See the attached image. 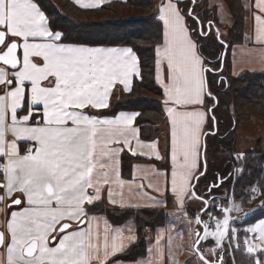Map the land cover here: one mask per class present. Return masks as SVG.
<instances>
[{
	"label": "crops",
	"instance_id": "crops-1",
	"mask_svg": "<svg viewBox=\"0 0 264 264\" xmlns=\"http://www.w3.org/2000/svg\"><path fill=\"white\" fill-rule=\"evenodd\" d=\"M241 2L247 5L250 0ZM166 10L173 36L168 45L170 71L165 72L169 81L162 93L164 125L149 140L141 139L138 125L132 123L137 111L120 109L105 114L93 110L105 108L115 91H127L122 85L131 87L127 73L133 65L116 64L119 54L79 47L89 44L31 39L44 32L10 25L8 31L22 39L7 41L16 43L18 65L10 68L0 64V158L4 161L0 230L1 245H6L0 247V264H18L29 242L35 244L34 251L24 256L29 264H138L144 260L168 264L165 225L154 229L142 256L114 259L135 241L134 221L116 225L101 213L85 210V204L92 201L118 207H164L166 197L171 198L169 208H185L192 197L190 184L198 172L197 152L207 129L203 61L197 55L192 31L189 35V22L185 27V15L173 0ZM243 10V39L228 49L225 75L264 70V45L255 42L252 10ZM208 11L207 18L224 34L231 21L227 25L220 21L217 7ZM262 27L258 23L257 28ZM17 47L22 51L18 53ZM155 81L163 83L159 69ZM27 142L34 144L32 151L26 152ZM124 149L154 157L151 160H166L170 176L166 177L165 167L150 159L134 161L130 176H122ZM20 201L25 203L9 212V206ZM82 219L87 221L83 227L84 221L78 223ZM63 222L71 224L72 230L55 248H49Z\"/></svg>",
	"mask_w": 264,
	"mask_h": 264
},
{
	"label": "trees",
	"instance_id": "trees-1",
	"mask_svg": "<svg viewBox=\"0 0 264 264\" xmlns=\"http://www.w3.org/2000/svg\"><path fill=\"white\" fill-rule=\"evenodd\" d=\"M157 1L127 0L126 3H123L121 0H109L105 2V6L100 10L91 11L81 10L71 0H42L52 27L65 33L66 42L89 45H127L133 47L137 52L143 70V82H140L137 78L134 84L132 82L131 91H115L106 106L111 105L109 110L96 112L111 114L120 109L137 111L140 118L136 125H138L140 138L144 140L154 138L164 125L162 92L158 88L154 76V50L160 42L158 37L162 28V25L156 19ZM196 1L194 3H197L195 11L197 12L200 9L199 12H202L201 20L210 19L207 18L209 11L205 12L202 6L203 1L200 0V3ZM224 1L230 11L231 23L225 26V33L219 35L226 42L227 59L223 60V75L227 78L230 86L225 91L223 84L217 86L215 83L218 76L211 74L207 76L208 91L210 88L211 93L220 97L219 107L216 109V115L220 120L219 135L216 137L210 136L208 139V150L212 151V156L208 159V167L210 176L211 162L217 157H223L220 151L222 149L224 151L226 149L232 150L229 158L234 166L236 165V170L234 167L232 179L230 180V197L245 206H251L250 200L255 194L262 198L252 208L250 212L252 215L245 216L239 222L235 221L236 225L240 227L264 217V194H262V190H264V134L257 137L239 158H234L232 132L235 131L236 125L241 119H249L253 115L264 117V70L245 71L236 76L225 75V69L228 68V45L240 42L243 39L244 10L241 7L243 5L241 0ZM187 21L191 25L190 28L194 29L193 21L190 19H187ZM192 35H194V31H192ZM196 39L199 41L198 48L200 50L199 45L206 42L209 57L214 58L219 54L221 46L216 42L214 33L206 40L200 37ZM210 66L218 68L219 64ZM211 103L212 101L205 99L206 107ZM233 121L235 124L231 128ZM230 135L232 136L231 140L225 141ZM121 159V175L124 177L130 176L131 164L134 161L146 160L141 156L132 157L127 152H124ZM150 161L165 168L168 166L166 160L161 162L150 159ZM253 190L255 191L253 192ZM166 198L167 204L164 207H118L98 201L96 203H86L85 210L89 214L101 213L112 224L116 225H120L128 219L134 221L135 241L121 253L113 256L114 259L133 260L145 253L146 244L148 243L147 235H151L149 233H152L156 227L164 226L167 223L169 216L166 210L171 204V198ZM185 208L192 213L189 206H185ZM209 209L215 212L218 218L222 216L220 210L215 211L208 207ZM244 230L240 228L237 230V245L239 248L229 245L227 241L223 242L225 250L219 264H222V261L223 264H246L250 254L246 252L241 243L243 237L247 235V231ZM146 231L149 233H146ZM233 249L236 250L233 251Z\"/></svg>",
	"mask_w": 264,
	"mask_h": 264
},
{
	"label": "snow or ice",
	"instance_id": "snow-or-ice-1",
	"mask_svg": "<svg viewBox=\"0 0 264 264\" xmlns=\"http://www.w3.org/2000/svg\"><path fill=\"white\" fill-rule=\"evenodd\" d=\"M75 6L79 7L81 10H100L105 6V0H88V2H81V0H72ZM121 2L126 3L127 0H121ZM173 2L176 4V6L179 8V5L184 4L185 7L180 10L181 15H184L187 13V19H190L193 21V23L197 26L196 29H192L191 31H196L197 35L202 39H207L209 36H212V27L211 23H209V30L206 32L204 30V21L200 19L199 14H195V8L196 4L192 3V0H173ZM169 3V0H160V3L157 7V12L159 15L156 17L157 21L162 25L160 36L158 39L160 42L155 47V78L157 70L159 69V75L160 80L163 81V83H157L158 88L162 93L165 92L164 85L168 83L169 77L165 75L166 70L170 71V66L167 63V57H168V45L169 41L173 36V33L171 32V17L170 14L166 10V5ZM213 7H217L216 5H213ZM241 7H247L252 10V23H253V30L255 32V42H257L260 45H264V27L258 29L257 25L258 23L261 25H264V0H250V3L247 5H241ZM10 25H15L19 29H25V28H37L40 31L44 32L43 36H34L29 37L31 39H40V40H55L59 42L60 44H64L67 40V37L63 31L55 30L52 27L51 21L46 14V11L44 10L42 0H0V32H4L5 34V44L9 39H16L17 41L21 40L22 37L20 36H14L13 33L9 32L8 29ZM46 26V27H45ZM185 27L187 28L188 25L185 22ZM191 31L189 32V35H191ZM217 31L216 35V42L223 48L225 46V42L218 34ZM71 43V42H69ZM4 45H0V47H3ZM82 50L90 51L94 53H111L113 56H116V54H119L116 56L115 63L121 64V63H127L133 65L132 70L127 73V77L133 82L138 78L140 82H143L144 75L143 70L140 65L139 57L137 52L134 50L133 47L130 46H101V45H80L79 46ZM200 48H203V45H199ZM230 48L231 45H228ZM22 49L17 47V52H21ZM55 54V50H54ZM163 57V59H161ZM103 62V58H99ZM223 59H227V52L224 53ZM207 63L209 65L212 64H221L222 60L219 57L214 58H208ZM223 66L220 67L219 71H217L214 68H208L205 70V79L207 82V76L208 74H211L213 76H219L220 78L215 81L217 86L223 84L224 90L226 91L227 87L230 86V84L227 81V78L223 76ZM122 87H127V91H131L130 86L122 85ZM206 100L212 101V104L210 105L208 109V115L206 117V127L208 129L207 132H204V141L202 146L198 148L197 152V170L200 172V175L196 177V183L193 186V191L196 192L197 196H200L199 191L197 189L199 188L200 182L202 180H206L207 183L204 188V196L201 199V203H207L210 199L211 201L215 202L219 198L216 195H213L216 191H218L225 183L228 182V180L232 179V176L229 175L227 179L224 178L223 173H212L211 177H209V167H208V139L209 137H216L219 135V124L220 120L218 119L216 115V109L219 107L220 97L214 93H211V89L209 88V94L205 96ZM119 102V101H118ZM163 103V102H162ZM111 105H109L106 108L103 109H93L94 111H108ZM140 116L137 113L135 117L132 120L133 125L136 124V122L139 120ZM169 125L171 128V121H169ZM212 129H215L213 131ZM139 131V129H138ZM169 141H171V131L169 132ZM127 149H124L121 152V157H123L124 152ZM128 151V150H127ZM171 151H172V145L171 142L168 145V152H169V167H171ZM202 151V156L200 155V152ZM132 157L141 156V158L145 159H154V157H144L140 153L136 152H129ZM178 160H180V157H177ZM121 174H122V159H121ZM165 175L166 177L170 176V171L168 168L165 169ZM3 189L0 188V192H2ZM166 192H168V187L166 186L165 189ZM255 190H253L254 192ZM262 194H264V190H262ZM227 200V196H225L221 203H224ZM98 201H92L91 203H96ZM25 202L20 201L18 204L10 205L9 206V212L13 208L19 209ZM164 203H167V201H164ZM89 206H91L89 204ZM209 207L214 209L215 211L220 210L216 206L215 203L209 204ZM208 208H205L204 211H207ZM202 215V213H200ZM247 215H252V213H249ZM84 224H87V221H84L81 227H83ZM260 227H264V219L260 220ZM256 226H254L255 228ZM72 230V225L69 224L67 227H61L59 230V234L48 243L49 248H55L57 244L60 242V238L65 236L66 233H69ZM244 231H248L253 237L259 236V231L254 230L253 228L245 229ZM6 245H0V247H5ZM239 248V246H236ZM246 252L250 254V258L246 261V264H264V248H258V249H249L245 248ZM236 249H233L235 251ZM27 254L24 253L22 256L18 259V264H29V261L24 259V256ZM106 264V262H105ZM138 264H153L152 260H144L138 262ZM223 264V261H222Z\"/></svg>",
	"mask_w": 264,
	"mask_h": 264
},
{
	"label": "rangeland",
	"instance_id": "rangeland-1",
	"mask_svg": "<svg viewBox=\"0 0 264 264\" xmlns=\"http://www.w3.org/2000/svg\"><path fill=\"white\" fill-rule=\"evenodd\" d=\"M202 1V6L205 9V12H207V10L213 7L211 6V4H216L220 21L225 22V25H227L231 21L230 11L224 0ZM159 2L160 0L157 1L155 8L156 11ZM184 7L185 5L181 4L179 5V8H177L181 10ZM184 15L187 18V13H185ZM188 22L189 21H187V24ZM190 27L191 26H189L188 28L191 31L192 28ZM196 28L197 26L194 24V29ZM192 37L194 38L196 43L197 55L203 61L201 66L203 73V68L207 62V59L211 58L208 56L209 50L206 42H202L203 48H201V50L198 48L199 41H197L196 38L199 36L197 35L196 31H194V35H192ZM263 134L264 117L253 115L249 119L239 120L238 127L236 126L235 131L232 132L233 140L235 142L233 157L239 158L244 152V150L247 149L251 144H253L254 140L257 137L263 136ZM232 136H228L225 141L231 140ZM220 153L223 156L222 159H225L229 158L230 153H232V150L226 149V151H224L222 149ZM211 156L212 151L208 150V157ZM190 194H192L191 190ZM225 196H227V200L224 203H221V200ZM218 198L219 199L216 201L217 203L215 204L222 213V216L220 218H218L215 212L210 209L200 215L206 226V230L198 246L204 252V254L206 256H210V258L212 254V259L216 261L219 257V254L222 253L223 255L224 253L225 248L223 246V242L227 241L229 245L237 246V230L239 228H253L254 230L259 231L258 237H253L247 231V235L243 237V240L241 242L244 249L246 247L249 249L264 248V227L259 226L260 220L264 219V217L259 218L252 223L242 225L240 227L235 223V221L239 222L242 218L247 216V214L251 212L252 208L255 207V204H258L262 198L259 195L255 194L250 200L251 206H245L230 197V189L228 193L223 194L222 196H218ZM187 203L188 204H186V206H189L192 213H190L188 209L180 207L178 205H174L173 208L171 207L169 208V210H166L169 216L168 221L165 224L166 247L167 255L169 257L168 264H203V262L198 258L193 248V242L195 238L194 232L196 228L200 227L196 220V214L198 212L200 203L199 200L196 199L193 194L192 197H188ZM254 226L256 227L254 228ZM146 233L149 232L146 231ZM151 240L152 235H148L147 241L149 242Z\"/></svg>",
	"mask_w": 264,
	"mask_h": 264
},
{
	"label": "water",
	"instance_id": "water-1",
	"mask_svg": "<svg viewBox=\"0 0 264 264\" xmlns=\"http://www.w3.org/2000/svg\"><path fill=\"white\" fill-rule=\"evenodd\" d=\"M192 3H195V0H192ZM209 23H211V27H212V30L215 32V37L217 35V31L219 32V29L215 26L213 20L211 19H208L205 21L204 23V26H205V31L207 32L209 30ZM219 34V33H218ZM225 42V41H224ZM0 45H4L3 47H0V64H3V65H6L10 68H15L17 65H18V57H17V54H16V43L14 42H9V43H6L5 44V34L4 32H0ZM226 51V42H225V46L223 48L220 49V52L219 54L216 56V57H219L222 62H223V55ZM223 66V63L222 65L219 64V67L218 68H214L216 69L217 71H219L220 67ZM211 66L209 64H205L204 68H203V76H204V90H205V93L208 95L209 94V91H208V87H207V82H206V79H205V70L210 68ZM220 77L218 76L217 80L219 79ZM212 104V103H211ZM210 104V105H211ZM210 105L207 107V111L210 107ZM209 114V113H208ZM234 121H233V124H232V127L234 126ZM213 131H215V129H212ZM207 130H205L204 132H207ZM204 132L202 133V137H201V146L203 144V141H204ZM200 155L202 156V151L200 152ZM200 175V172L198 171L193 179H192V182H191V185H190V190L192 192V194L196 197V198H200L202 199L201 196H197L196 192L193 191V186L195 185L196 183V177ZM0 186H2V182L0 181ZM208 202L204 204V206L198 210L197 214H196V220L199 224V228H196L195 232H194V242H193V248L198 256V258L203 262V264H219L221 262V259H222V255L220 254L219 257L217 258V260H213L212 258H210V256H206L204 254V252L200 249V247L198 246L204 233H205V230H206V226L202 220V218L200 217V213H202L204 211V209L206 208ZM84 221V219H82L80 222H78L79 224H81L82 222ZM67 225H69L68 222H63L62 224H60V226L57 228V231L60 230L61 227H67ZM2 240H3V233L2 231L0 230V245L2 244ZM35 249V244L34 242H29L28 245L26 246L25 248V253L26 254H31Z\"/></svg>",
	"mask_w": 264,
	"mask_h": 264
},
{
	"label": "flooded vegetation",
	"instance_id": "flooded-vegetation-1",
	"mask_svg": "<svg viewBox=\"0 0 264 264\" xmlns=\"http://www.w3.org/2000/svg\"><path fill=\"white\" fill-rule=\"evenodd\" d=\"M200 0H198V2H199ZM199 11H200V9H199ZM198 10H197V12L195 11V14H199L200 15V19H201V16H202V12H199ZM208 20V19H207ZM206 21V20H205ZM205 21H204V23H205ZM204 28H205V26H204ZM205 30V29H204ZM212 33H214V36H215V32L212 30ZM220 34V33H219ZM219 154V153H218ZM217 154V155H218ZM219 156V155H218ZM212 163V165H211V174L212 173H223V176H224V178L225 179H227V177L229 176V175H231L232 176V173H233V171H234V164H233V162L231 161V159L230 158H225V159H222L221 157H217L214 161H212L211 162ZM214 164V165H213ZM211 174H210V176L209 177H211ZM206 183H207V181L206 180H204V181H201L200 182V185H199V188L197 189V191H199V193H200V196L203 198V196H204V188H205V185H206ZM229 188H230V180H228V182L227 183H225L224 185H223V187H221L218 191H216L215 193H213V195H216L217 197L218 196H222L223 194H226V193H228V191H229ZM196 199H198L199 200V203H200V206H199V209H201L203 206H204V204L205 203H201V199L200 198H196ZM212 203V201L209 199L208 200V204H207V206H206V208H208L209 207V204H211ZM198 209V210H199ZM205 211H203L202 213H204ZM221 255H222V253H220ZM219 254V255H220ZM222 257H223V255H222ZM211 258H213V255L211 254Z\"/></svg>",
	"mask_w": 264,
	"mask_h": 264
},
{
	"label": "built area",
	"instance_id": "built-area-1",
	"mask_svg": "<svg viewBox=\"0 0 264 264\" xmlns=\"http://www.w3.org/2000/svg\"><path fill=\"white\" fill-rule=\"evenodd\" d=\"M34 148V144L32 142H27L26 144V152L32 151ZM4 161L2 158H0V176L2 175L4 171Z\"/></svg>",
	"mask_w": 264,
	"mask_h": 264
}]
</instances>
